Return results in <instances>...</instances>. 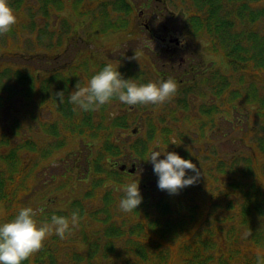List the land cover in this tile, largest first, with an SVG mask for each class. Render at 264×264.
<instances>
[{
	"label": "trees",
	"instance_id": "1",
	"mask_svg": "<svg viewBox=\"0 0 264 264\" xmlns=\"http://www.w3.org/2000/svg\"><path fill=\"white\" fill-rule=\"evenodd\" d=\"M47 1L41 0V11L46 9ZM188 1L194 8L189 16L186 15L189 33L194 37L205 34L211 45L210 52L222 56L224 63L199 77V82H195L196 78L189 84L179 85L183 88L173 96L176 97V107L169 112V116H172L169 123L166 122L167 116L151 115L153 118L149 117L145 124L146 134L140 122L136 121L133 126L138 128L137 134L122 136L123 131L128 130L129 123L135 120L130 118L135 108L129 113H111L108 107L118 100L116 98L97 111H73L74 106L68 102L72 88L68 85L70 79L64 68H51L45 64L51 56L50 45L45 53L37 51V54H33L44 67L31 65L28 56L21 54L23 65L0 68V202L11 203L12 196L18 190L16 183L28 175L23 153H32L36 157L31 166L33 169L40 160L48 159L66 148L70 136L80 137L81 143L85 139L98 141L94 154L89 152L84 155L86 175L83 178H88L89 189L82 196L65 201L64 204L69 206L64 211H37V214L41 213L39 219L42 222H51L52 215L70 219L77 210L82 220L89 214L85 200L103 190L101 208L93 216L95 218L101 212L103 217L98 221L105 223L106 227L103 226L95 241L85 239L86 246L70 256L69 264H171L175 257L179 259V264H207L209 259H213L211 254L204 253L207 249L215 248V245L205 242L200 234L192 239L191 228L198 222L199 211L203 216V210L209 205L216 207L220 199L212 194L211 181H219L229 169L232 173L236 171L233 162L220 163L212 156L211 149L217 147V140L220 139L224 145L231 131L246 127L247 132L251 133L264 126V34L253 28L259 20H264V0ZM177 3L180 4L179 0L176 6L180 9ZM9 5L11 9L15 6L21 16L18 34L23 35L28 27L35 30L27 12L28 0H11ZM14 25L8 32L10 35L15 30ZM39 38H36V42H40ZM4 50L9 57L14 54L8 45ZM104 66L100 65L98 70ZM229 73L237 78H230ZM61 91L64 92L63 103H59L55 96ZM157 106L151 105L153 112ZM28 109H31L30 117L33 119H39L36 113H44L45 117L40 118L35 137L24 139V133L19 132L23 121L21 113ZM258 120L260 125L256 123ZM183 138H188L190 143ZM257 145L258 151L264 152V136L257 139ZM153 151L161 153L158 159H164L166 152H175L181 158L191 160L200 170V178L194 185L170 195L158 188L157 176L146 177V182L139 186L142 203L136 211L124 212V220L118 222L116 215L121 212L119 202L123 196L122 188L127 184L124 180L142 171L138 168L133 175L121 172L115 163L133 160L144 168L143 172L149 174L154 172L153 165L146 160ZM72 166L76 165L71 163L68 168ZM209 167H216L217 172L211 174ZM251 173L244 172L248 176ZM73 175L69 170L63 173L66 178H73ZM192 175L193 172L186 170V178ZM78 180L81 179L78 177ZM72 181L78 183L74 179ZM139 181L135 178L132 182ZM232 189H245L243 204L263 201L258 193H264V188L254 181L248 184L226 182L223 190L228 197L234 193ZM184 201L188 203L185 205ZM8 218L11 221L15 216ZM5 222L1 220L0 225ZM119 240L124 242L123 253L115 245ZM169 240L176 243L171 244ZM100 242L105 243L100 246ZM61 262L57 249L43 245L22 264Z\"/></svg>",
	"mask_w": 264,
	"mask_h": 264
},
{
	"label": "rangeland",
	"instance_id": "2",
	"mask_svg": "<svg viewBox=\"0 0 264 264\" xmlns=\"http://www.w3.org/2000/svg\"><path fill=\"white\" fill-rule=\"evenodd\" d=\"M10 1L11 0H7V3H10ZM166 1L167 0H161V2L158 3L153 2V5L151 7H155L156 5L161 6ZM179 2L180 4H177L180 6L181 11H184V13L189 16L193 12V4L188 0H184L183 2L179 0ZM38 3L41 4L40 1H38ZM178 8L179 7H177V9ZM177 9L173 5H168V11L177 13ZM89 11H97V7H94ZM176 19L179 20V18ZM149 20L150 19H148V21ZM21 22V16L17 14L15 26L18 27ZM182 25H184V23H182L180 27H182ZM253 28H256L261 34H264V20H259ZM23 33L24 35L21 34L18 36L21 40L14 37L13 41H10L9 44L13 45V47L14 45H18L23 48V51L35 50V52H44V50H42L44 46L43 42H39L37 45L33 44V40L31 38H34L36 33H30L28 30ZM201 35L206 36L203 33H201ZM24 44L25 46H28V48H25ZM164 47L165 46L163 45H157L156 47L151 46L153 50H157L158 48L160 50H164ZM201 50L203 51V47H201ZM74 51L75 50H71V53L68 57H70L71 54L74 53ZM95 52L96 51H92L93 54ZM103 54L106 56V61H108L107 59L109 58L112 59L108 62L112 63L113 65L115 64L116 59H118V56L124 54L123 60L119 65L115 66H119L118 71H124V74H126L127 71L131 72L130 79H133L136 83L138 82V80L136 79L137 76L147 79L149 83H154L153 80H156V78L149 76L148 69L147 71H143V73L140 75L141 67L137 65L139 61L136 62V60H129V56L125 55L126 53H124L121 49L115 48L112 50V52H103ZM178 58L179 55H177V58H175V66L178 62ZM91 59L93 61L96 60L95 58ZM67 60L68 59H66V61ZM130 61H132L133 66L124 70L127 66L126 63ZM61 62H63V60H61ZM55 65H57V63H55ZM223 71L226 72L225 67ZM66 74L72 82H75V78L80 74L79 66L74 65L72 70ZM229 77L237 78L234 74L231 73H229ZM85 82H87V80ZM72 86L73 88L71 89V92L75 90V83L72 84ZM175 100V97H172L170 100L164 102L163 104H158L154 112L153 109H151L152 104H138L137 106L132 105V109H129L130 105L121 103L119 102V100L113 102L112 105L108 107V109H110L111 113H122L124 111L129 113L135 108V111L132 112L133 115L131 114L130 117L131 120H135L129 123L130 125L128 130H124L122 133V136L126 137L129 136V129L134 127L133 123H135L136 121L140 122L142 130H144V133L146 134L145 124L149 117L153 118L151 117V115L167 116L166 122L169 123L172 117L169 116V112L175 109ZM30 110L31 109L23 110L21 113L23 121L21 122V129L19 132L24 133V139H26L28 136H33L35 134V131H38L37 126L39 120L40 118L45 117L44 113H38V115L36 113V116H38L39 119H37V117L36 119H33L30 117ZM256 123L260 125V120L256 121ZM182 127L184 128L185 126L182 125ZM263 128L264 126H259L257 131L251 133H249V131L247 132L246 127H241L240 130L237 129L235 132L231 131L228 133V141L224 145L220 141V139L217 140V147L211 149L213 155H215L219 162L226 161L229 164L233 162L235 164L233 167L236 171L232 173V170L229 169V172L226 173L225 177L222 176L219 181H211V192L215 197H220V193H223V189L221 186H223L224 183L235 181L237 179L238 182H243L244 184H248L251 183V181H254L256 183H259V185L264 188V152H259V148L257 145V139L260 136H264V133H262ZM35 135L33 137H35ZM179 137L180 139L182 138L181 136ZM80 139V137L70 136L68 138V146L66 148H63L58 153L53 154L48 159L42 161L40 160L35 164L36 167H34L33 169L31 168V166L35 163L36 157L32 153H23L24 165L28 169V175L22 177L23 179H20L18 181V187L19 189H22V192L19 193L20 195L16 200V207H11V211L6 214L7 209L4 208V206L0 203V220H2V222L5 220L7 222H10V219L8 217L13 216L12 213L19 211L21 208L31 207L36 211H40L41 208H45L47 211L52 212L53 210L63 209L65 201L73 197L75 198L77 196H82L83 192L89 189L88 178L85 179L84 182L76 183L73 182V178L69 176L67 178L66 176H59L63 173H66L67 170L73 171L75 173L74 176L77 175L76 168H74L73 166L68 168V166L75 161H77V164L80 166L79 172L85 170L83 166V158L84 155L88 152V146H86V144L91 146V152L92 154H94L96 147L98 146V141L94 140L90 142L88 139H85L83 143H81L79 142ZM130 139L134 140L133 138ZM184 140L190 143V140L188 138H185ZM196 149L198 148L196 147ZM139 168L142 172L136 173L134 176L125 178V183H131L135 178H137L140 180V186L141 184L146 182V177L157 176L154 172H150L149 174L143 172L144 168L140 165ZM214 168L216 167H209L211 174H213V172H217ZM33 170L36 171L34 172ZM245 170L252 171L251 175L248 176L244 174ZM52 177H56V181L54 183L52 182ZM234 190L235 189H233L232 191L234 192ZM238 190V199L240 198L241 200L243 198V192L245 191V189L244 191L243 189ZM101 193H103V190H101L98 195H95L93 193V195L89 197V199L85 200V204L89 210V214L82 220L79 219L78 225L72 228L71 236H67V238L62 240L57 235H55V233H53L45 239L43 243L44 246H56L55 250L57 249V251H59V259H61L62 261L61 264L70 263V256L85 247L84 241L86 238H88L89 241L90 239L91 241H95V237L103 231V226H105V223L98 221L103 217L101 212H99L96 216L97 219L93 216V213L101 208ZM258 194L262 197L263 201H258L256 204L252 203L251 205H246L243 204L244 200H242L240 202L239 208L234 203V201L230 202V199L232 198V196H230L227 204H221L220 202H217L215 209L204 210L203 216L199 211L200 216L198 222L196 221L197 223H195L191 228V236H195L200 232L206 231L207 226L211 230V235L203 236L206 240L205 242L208 241V243L212 246L217 245V250L215 251L207 249L206 255H208L209 253L213 255V259H211L212 261L209 259V261H207V264H256V251L260 250L261 252H264V193L259 191ZM190 199V201H192V198ZM187 203L188 202L186 201L183 202V204L185 205ZM194 203L195 202H192V204ZM40 214L41 213L37 214V216L35 217L38 225L42 223V220L39 219L41 217ZM125 215L126 214L121 211L116 215L117 221L121 222L122 220H124ZM203 220H205L206 222H203ZM249 231L251 232V235L247 238H244V234ZM218 234L220 237L218 236ZM103 238L104 237H102L101 239ZM97 242L98 241H96L95 243ZM169 242L171 244L176 243L174 240H169ZM104 243L100 242V246H103ZM123 244V240L115 242V245L121 248L120 253H123ZM225 251H229L228 259L223 258V252ZM179 262V259L175 257L173 263L171 264H179Z\"/></svg>",
	"mask_w": 264,
	"mask_h": 264
},
{
	"label": "clouds",
	"instance_id": "3",
	"mask_svg": "<svg viewBox=\"0 0 264 264\" xmlns=\"http://www.w3.org/2000/svg\"><path fill=\"white\" fill-rule=\"evenodd\" d=\"M16 23L13 10L8 6L7 0H0V36L8 33ZM129 60L138 61V55L129 57ZM177 82L168 78L160 83L137 84L133 79H124L118 68L107 63L99 72L94 74L87 82L78 81L75 90L68 96L73 111L77 109L84 112L97 111L113 98L127 105L137 104H163L170 100L177 92ZM59 103L64 102V92L55 94ZM175 142H173L174 144ZM153 151L146 160L153 165L154 173L158 177V188L176 195L180 190L194 185L200 178V170L191 160L181 158L175 152H166L164 159ZM186 170L194 173L187 176ZM123 196L119 202V209L123 212L136 211L142 203L139 191V182H131L123 186ZM42 211V210H40ZM37 211L31 207L21 208L10 222L0 225V264H22L32 254L39 251L45 239L55 233L60 239L72 235V228L79 222V211L73 212L70 219L64 216H51L38 225L35 217ZM251 232L244 234V238ZM256 264H264V252L256 251Z\"/></svg>",
	"mask_w": 264,
	"mask_h": 264
},
{
	"label": "flooded vegetation",
	"instance_id": "4",
	"mask_svg": "<svg viewBox=\"0 0 264 264\" xmlns=\"http://www.w3.org/2000/svg\"><path fill=\"white\" fill-rule=\"evenodd\" d=\"M59 1L61 40L66 50L112 52L118 48L126 53L152 52L157 57L155 61L150 59L154 78H172L178 84L201 77L204 74L202 66L210 63L197 52L195 39L193 42L185 25L180 27L182 23L173 12L165 11L164 4L151 7L153 2L161 0ZM94 7L97 11H89ZM200 40L206 41L205 38ZM157 45L165 46L164 50L151 48ZM162 52H165V59ZM122 55H119L121 59ZM102 56L106 60V56Z\"/></svg>",
	"mask_w": 264,
	"mask_h": 264
},
{
	"label": "water",
	"instance_id": "5",
	"mask_svg": "<svg viewBox=\"0 0 264 264\" xmlns=\"http://www.w3.org/2000/svg\"><path fill=\"white\" fill-rule=\"evenodd\" d=\"M133 132H135V130H133ZM120 170H124L125 169V165H122L121 167H119ZM129 173H133L135 171V165L131 164L130 168H128L127 170Z\"/></svg>",
	"mask_w": 264,
	"mask_h": 264
}]
</instances>
